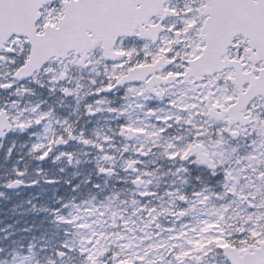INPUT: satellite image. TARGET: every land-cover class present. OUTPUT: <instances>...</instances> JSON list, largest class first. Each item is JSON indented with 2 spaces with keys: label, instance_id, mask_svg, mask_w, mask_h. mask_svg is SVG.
I'll use <instances>...</instances> for the list:
<instances>
[{
  "label": "snow or ice",
  "instance_id": "6c2138e0",
  "mask_svg": "<svg viewBox=\"0 0 264 264\" xmlns=\"http://www.w3.org/2000/svg\"><path fill=\"white\" fill-rule=\"evenodd\" d=\"M0 264H264V0H0Z\"/></svg>",
  "mask_w": 264,
  "mask_h": 264
},
{
  "label": "flooded vegetation",
  "instance_id": "af4514ba",
  "mask_svg": "<svg viewBox=\"0 0 264 264\" xmlns=\"http://www.w3.org/2000/svg\"><path fill=\"white\" fill-rule=\"evenodd\" d=\"M0 219H2V217H0Z\"/></svg>",
  "mask_w": 264,
  "mask_h": 264
}]
</instances>
